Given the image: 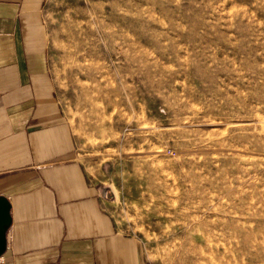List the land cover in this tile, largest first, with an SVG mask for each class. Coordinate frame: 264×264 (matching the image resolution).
I'll return each mask as SVG.
<instances>
[{
    "label": "rangeland",
    "instance_id": "obj_1",
    "mask_svg": "<svg viewBox=\"0 0 264 264\" xmlns=\"http://www.w3.org/2000/svg\"><path fill=\"white\" fill-rule=\"evenodd\" d=\"M40 3L70 127L148 264H264V0Z\"/></svg>",
    "mask_w": 264,
    "mask_h": 264
},
{
    "label": "crops",
    "instance_id": "obj_2",
    "mask_svg": "<svg viewBox=\"0 0 264 264\" xmlns=\"http://www.w3.org/2000/svg\"><path fill=\"white\" fill-rule=\"evenodd\" d=\"M40 1L0 0V196L12 217L3 257L6 264H148V239L103 189L70 127Z\"/></svg>",
    "mask_w": 264,
    "mask_h": 264
},
{
    "label": "water",
    "instance_id": "obj_3",
    "mask_svg": "<svg viewBox=\"0 0 264 264\" xmlns=\"http://www.w3.org/2000/svg\"><path fill=\"white\" fill-rule=\"evenodd\" d=\"M9 201L0 196V257L4 255L7 247V232L12 223Z\"/></svg>",
    "mask_w": 264,
    "mask_h": 264
},
{
    "label": "built area",
    "instance_id": "obj_4",
    "mask_svg": "<svg viewBox=\"0 0 264 264\" xmlns=\"http://www.w3.org/2000/svg\"><path fill=\"white\" fill-rule=\"evenodd\" d=\"M0 264H6V261L3 256L0 257Z\"/></svg>",
    "mask_w": 264,
    "mask_h": 264
},
{
    "label": "bare ground",
    "instance_id": "obj_5",
    "mask_svg": "<svg viewBox=\"0 0 264 264\" xmlns=\"http://www.w3.org/2000/svg\"><path fill=\"white\" fill-rule=\"evenodd\" d=\"M256 115V114H255ZM174 127V126H173ZM243 262V261H242Z\"/></svg>",
    "mask_w": 264,
    "mask_h": 264
}]
</instances>
